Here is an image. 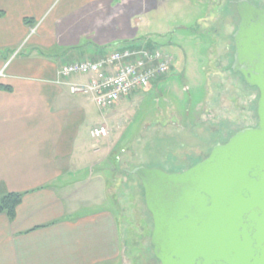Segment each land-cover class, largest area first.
Wrapping results in <instances>:
<instances>
[{"label":"crops","instance_id":"1","mask_svg":"<svg viewBox=\"0 0 264 264\" xmlns=\"http://www.w3.org/2000/svg\"><path fill=\"white\" fill-rule=\"evenodd\" d=\"M55 1L0 0V85L11 88H0V197L23 194L14 218L0 213V264H122L120 222L104 197L62 183L100 160L91 131L135 93L102 114L70 90L86 77L61 69L137 43V17L166 0H62L48 15Z\"/></svg>","mask_w":264,"mask_h":264},{"label":"rangeland","instance_id":"2","mask_svg":"<svg viewBox=\"0 0 264 264\" xmlns=\"http://www.w3.org/2000/svg\"><path fill=\"white\" fill-rule=\"evenodd\" d=\"M235 1L166 0L162 8L137 17L135 44L161 46L173 67L119 107L121 115L107 126L110 134L94 139L96 148L105 149L96 154L100 160L62 183L73 195L85 191L89 201L104 197L120 222L122 264H161L151 245L154 223L144 188L131 171L138 166L185 171L218 143L259 123L258 88L232 70L240 21ZM250 1L264 8V0ZM37 28L19 48L23 53Z\"/></svg>","mask_w":264,"mask_h":264},{"label":"water","instance_id":"3","mask_svg":"<svg viewBox=\"0 0 264 264\" xmlns=\"http://www.w3.org/2000/svg\"><path fill=\"white\" fill-rule=\"evenodd\" d=\"M232 70L257 87L259 123L182 172L138 166L161 264H264V8L237 0Z\"/></svg>","mask_w":264,"mask_h":264},{"label":"built area","instance_id":"4","mask_svg":"<svg viewBox=\"0 0 264 264\" xmlns=\"http://www.w3.org/2000/svg\"><path fill=\"white\" fill-rule=\"evenodd\" d=\"M174 61L161 46L124 47L98 59H80L62 66L64 77H86L87 81L71 83L74 94L88 95L102 113L133 93L147 90L165 77ZM95 139L107 137V126L91 131Z\"/></svg>","mask_w":264,"mask_h":264},{"label":"trees","instance_id":"5","mask_svg":"<svg viewBox=\"0 0 264 264\" xmlns=\"http://www.w3.org/2000/svg\"><path fill=\"white\" fill-rule=\"evenodd\" d=\"M26 23H30V21L26 20ZM154 46H156V45L155 44L151 45L150 43H146L143 47H154ZM124 47H142V46L130 45V46H124ZM124 47H122V48H124ZM75 48H77V47H72V48H70V50L75 49ZM105 54H107V53H104V54L100 55L99 57H101ZM99 57L90 58V59H98ZM0 88H5L7 90H11V88L9 86L0 85ZM22 197H23V194H21V193H9V194H6V195L0 197V213H5L9 217L14 218L15 214H16V208L20 204V202L22 201Z\"/></svg>","mask_w":264,"mask_h":264}]
</instances>
